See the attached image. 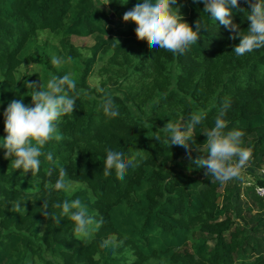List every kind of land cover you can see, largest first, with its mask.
Instances as JSON below:
<instances>
[{
    "label": "trees",
    "instance_id": "1",
    "mask_svg": "<svg viewBox=\"0 0 264 264\" xmlns=\"http://www.w3.org/2000/svg\"><path fill=\"white\" fill-rule=\"evenodd\" d=\"M106 2L0 0V113L14 99L30 104L22 82L39 86L44 73L68 72L77 101L60 118L63 139L49 140L42 152L80 184L70 193L57 190L52 185L59 169L43 155L38 172H23L0 149V264H264V198L254 190L264 185L257 173L264 165V47L236 56L238 37L230 39L229 30L203 13L202 3L177 0L189 26L197 21L206 28L175 54L138 39L134 22L122 20L136 0ZM238 7L244 10L233 9L232 19L246 32L247 0H238ZM71 36H89L92 43L78 46ZM50 51L70 62L58 71ZM29 64L37 71L20 69ZM95 70L99 81L91 85ZM106 95L118 107L115 117L101 110ZM226 99L227 128L243 131L249 157L237 177L222 183L195 167L182 146L169 145L162 127L200 115L190 133L202 145L201 132L213 126ZM195 145L189 146L192 158L206 155ZM109 146L137 163L123 175L113 170L105 176ZM76 196L102 219L86 242L54 207ZM17 201L24 211H17ZM43 201L48 217L41 212ZM109 234L115 244L103 246Z\"/></svg>",
    "mask_w": 264,
    "mask_h": 264
},
{
    "label": "clouds",
    "instance_id": "2",
    "mask_svg": "<svg viewBox=\"0 0 264 264\" xmlns=\"http://www.w3.org/2000/svg\"><path fill=\"white\" fill-rule=\"evenodd\" d=\"M108 2L109 0L106 3ZM125 2L126 0L123 3ZM193 2L202 3L203 13L229 30L230 39L239 38V42L232 49L236 56L264 47V0H247L250 10L246 11V19L249 22L246 32L240 30L239 25L232 19L233 9L240 12L244 10L238 7V0ZM122 20L134 22V32L138 39H148L154 47L175 54H183L190 45L196 43L199 31L204 27L197 21L194 28L189 26L179 11L177 0H136V3L123 13ZM49 59L50 64L59 71L71 58L50 51ZM21 76H17L16 80H20ZM44 76V83L41 84L39 80V86L35 82H22L29 90L26 94L31 97L30 104L23 103L22 98L14 99L9 101L0 113L5 133L0 137V149L5 150V157H13L12 166L22 169L23 172H38L43 155L59 169L58 178L52 187L67 192L71 189V181L67 179L66 170L59 161L53 160L51 153H43L42 148L49 140L63 139L58 124L62 116L73 112L74 102L77 101L76 82L68 72L62 75L47 72ZM229 107L230 101L224 100L214 118L213 126L201 132L206 136L202 145H195L193 133L189 131L201 123L200 115L190 114L182 117L180 122L167 121L162 127L169 145L182 146L195 167L206 168V175L222 183L237 177L238 169L249 157V152L242 146L243 131L239 128H227L224 117ZM101 110L107 117H115L118 114V107L112 95L105 96ZM182 126L186 130H181ZM190 143L195 145L194 150L206 155L192 158ZM104 152L105 176L110 175L113 170L116 174L123 175L129 167L137 163L136 157L119 149L113 150L111 146L106 147ZM54 207L60 209L59 217H67L74 222V231L85 242L101 227L102 219L91 214L88 205L78 196L71 200L65 199ZM16 209L24 211L23 207L18 206V201ZM48 209V203L43 201L41 212L45 217L50 216ZM114 244L115 237L111 234L102 241V245L106 247H112Z\"/></svg>",
    "mask_w": 264,
    "mask_h": 264
},
{
    "label": "rangeland",
    "instance_id": "3",
    "mask_svg": "<svg viewBox=\"0 0 264 264\" xmlns=\"http://www.w3.org/2000/svg\"><path fill=\"white\" fill-rule=\"evenodd\" d=\"M71 41L78 46H84V45H90L92 43V38L89 36H87V37L71 36ZM96 67H97V65L95 66V69H96ZM20 69H22V71L24 73L26 72L28 74H31V73H34L37 71V66L33 65V64H29L26 66L22 65V66H20ZM98 81H99V76L95 70L94 74L91 77H89V83L91 85H97ZM180 121L181 120H179L178 122H180ZM181 130H186V129L182 126ZM244 167L247 168L248 165H245ZM262 170L264 171V165L260 166L257 170V173H258V171H261L260 174L258 173L260 176H261V174L264 175V172ZM250 179H251V177H250ZM79 186H80V184H77L74 181H71V189L67 192L70 193L73 190H75L76 188H78ZM253 211H257V209L253 208Z\"/></svg>",
    "mask_w": 264,
    "mask_h": 264
},
{
    "label": "built area",
    "instance_id": "4",
    "mask_svg": "<svg viewBox=\"0 0 264 264\" xmlns=\"http://www.w3.org/2000/svg\"><path fill=\"white\" fill-rule=\"evenodd\" d=\"M263 171V170H262ZM260 172L261 171H258V173L260 174ZM264 172V171H263ZM258 174V175H259ZM260 176V175H259ZM260 177H262V178H264V175H262L261 174V176ZM255 193L258 195V196H260V197H262V198H264V185H256L255 186Z\"/></svg>",
    "mask_w": 264,
    "mask_h": 264
},
{
    "label": "water",
    "instance_id": "5",
    "mask_svg": "<svg viewBox=\"0 0 264 264\" xmlns=\"http://www.w3.org/2000/svg\"><path fill=\"white\" fill-rule=\"evenodd\" d=\"M111 17H113V14H111Z\"/></svg>",
    "mask_w": 264,
    "mask_h": 264
}]
</instances>
